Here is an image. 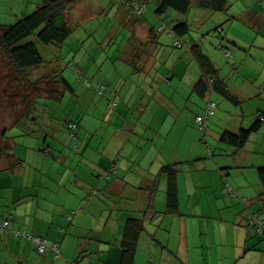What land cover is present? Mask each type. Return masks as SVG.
Wrapping results in <instances>:
<instances>
[{
  "label": "crops",
  "instance_id": "crops-1",
  "mask_svg": "<svg viewBox=\"0 0 264 264\" xmlns=\"http://www.w3.org/2000/svg\"><path fill=\"white\" fill-rule=\"evenodd\" d=\"M256 1L244 0L248 15L233 20L259 30L264 8L253 14ZM167 15L168 21L181 18L176 12ZM152 21L138 18L133 28L111 23L105 60L110 66H75L74 59L71 71L77 79H68L74 91L63 92L60 102L36 96L34 112L24 118L28 132L20 143L16 136L7 138L8 128L3 131L0 225L5 216L10 225L0 226V264H120L130 217L144 224L134 264H264V238L250 226L251 219L264 218V185L258 172L264 166V124L243 148L221 141L226 131L251 127L264 109L263 72L242 75V52L202 45L241 103L219 92L204 98L194 91L202 77L197 60L187 46L175 48L166 34L152 35L160 24ZM136 28L144 34L137 35ZM239 38L244 47L254 44L255 39L248 41L252 37ZM230 43L238 46L233 39ZM62 52L47 60L52 70L63 72L56 62ZM90 70L93 76L88 78L95 86L106 87L104 96L78 78ZM207 98L218 108L207 119L206 131L198 132L196 117L204 112ZM114 100L117 106L112 108ZM68 119L80 125L76 139L67 129ZM172 165L175 210L168 207L169 176L162 170ZM243 198L248 209L237 211L232 203ZM203 210L210 219L193 223L199 216L195 212ZM14 230L46 239L51 247L38 253L31 240L15 236Z\"/></svg>",
  "mask_w": 264,
  "mask_h": 264
},
{
  "label": "trees",
  "instance_id": "trees-1",
  "mask_svg": "<svg viewBox=\"0 0 264 264\" xmlns=\"http://www.w3.org/2000/svg\"><path fill=\"white\" fill-rule=\"evenodd\" d=\"M157 2L158 8L155 11L156 16L166 19L168 18V12H176L181 16V18L176 21H170L173 22L172 26L167 25L164 20H162V24H160L157 27L156 31L152 32L151 34L158 37V34L167 33L168 37H172V40H174L175 48H183L185 46L188 47L189 51L197 60L202 70V77L195 85L194 91H196L199 95L204 98L208 97V95L214 92H219L224 97L233 100L237 104H240V99L228 90L226 81L219 75V70L216 68L209 56H207V54L203 51L201 42L192 39L189 42L191 44L189 46L185 42V40L189 41L190 37L189 16L192 12V9L196 5L216 12H225L228 10V6L230 5L228 3V0H157ZM79 4H84V0H43L34 12L24 15V17L19 19L14 24L0 25V49L5 51V53L10 57L13 63V68L24 76L26 75L28 86H31V89L33 88V90L41 92L43 96H47L48 98L59 102L64 99L63 92L69 90L74 91L73 86L69 83L68 79L64 75V70L63 72H59L50 69L49 72L37 78L36 80H33L32 78L28 77V75L30 76L31 70L38 69L47 65V60L43 57L37 42H40L41 44L47 47H51L52 45L62 46L72 36V33L80 20H76V25H74L72 22V17L74 15L75 17H77L76 15H78L74 14V11L77 9V5ZM126 4L131 7V12H133L134 17L138 19L140 18V16H142L145 10L144 5H146V1L126 0ZM231 18L232 20L235 19L234 16H232ZM219 32H223L222 26L216 27L213 35H217ZM111 45L112 44H110L109 46ZM226 49H228V47H226ZM223 51H225L224 47ZM226 57H232V52L230 50L226 52ZM68 66H70L71 68L74 67L73 62H70ZM79 79L85 87L94 89L98 96H104L106 90L105 86H95L93 81L87 76H85V74L83 73L79 74ZM41 82L46 83L47 86L42 87L39 85V87H36V84ZM32 93L33 92H31V94ZM35 97H32V99L27 101L29 105L27 113L22 118H18L17 120L12 122V127L18 126L21 123L25 125L24 118L28 117L31 112H34L33 108L31 107H33L34 105ZM109 101L111 100L109 99ZM213 102L216 103V107L211 108L210 103ZM206 105L207 106L204 112L198 115L205 116L204 126H200L197 123L198 116L196 117V123L198 125V128L202 131H206L207 119L212 117L218 108V103L212 98H207ZM116 106L117 101L114 100L112 102V108H115ZM208 109L214 110L213 115H206ZM65 123L68 131L70 132V136L76 139V134L80 127L79 123L71 119L66 120ZM71 124H75L76 128H72ZM263 124L264 109L260 110L258 118L252 124L251 127L242 128L238 133L226 131L222 134L221 141L233 145L238 149L243 148L252 136V134L257 132ZM5 145L6 143L4 141V148ZM44 150L46 152L49 151L46 148H44ZM75 151H80V147L78 144H76L75 146ZM174 167L175 165L165 166L162 169L163 171H166L169 176L168 207L170 210H175L178 207L177 185L175 181L176 170ZM113 170L114 169H112L111 171ZM258 172L262 184L264 185V166L260 167L258 169ZM109 173H107L106 176H109ZM5 218H8L10 225V217L5 216ZM253 220L254 218L251 219L250 222ZM256 220L258 221L259 219ZM259 221H262L264 226V221ZM0 226L2 227V224ZM143 230V219L136 217L128 218L123 233L122 257L120 264L135 263V258L139 245V237ZM255 232L257 235L264 236V228L263 231L260 233L257 230ZM56 250L58 251V248Z\"/></svg>",
  "mask_w": 264,
  "mask_h": 264
},
{
  "label": "rangeland",
  "instance_id": "rangeland-1",
  "mask_svg": "<svg viewBox=\"0 0 264 264\" xmlns=\"http://www.w3.org/2000/svg\"><path fill=\"white\" fill-rule=\"evenodd\" d=\"M39 2L40 0H0V25L14 24L19 19L24 17V15L34 12L37 9V6L35 5ZM228 3L230 5H227L228 10L225 12H216L209 9L201 10L200 7L196 5L192 9V14L189 19V41L185 40V42L188 44L192 39H195L198 42H201V44L207 50H209L207 47L208 45H213L214 47H219L220 50H223V47H228L234 49V51L236 50L235 52L237 53L242 52V57L245 58V62L243 63V65H241L242 75L249 76L254 72H256L257 74L263 72L261 80H264V20L262 21L259 30L253 29V27H251L250 25H247L245 27L242 22L232 20L231 18L232 16L238 18V15H241L242 17L248 15L247 9L244 8V0H228ZM257 3L258 5L256 6V8H252L254 12L253 14L255 15L257 7L259 9L260 7L264 8V0H257L256 4ZM144 6L145 10L140 18L144 19L146 17L150 21L153 19L152 23L155 25L159 22L160 24H162V20H166L168 23H166L167 25H173V22L168 21L167 18L163 19L156 16L155 11L158 8L157 0L153 1L152 3L150 2ZM74 12V14L78 15H76L77 17H75V15L72 17L73 24L76 25V20H80L75 30L73 31L72 36L64 43V45H52L53 47H47L40 42H37L38 47L46 60L50 59L52 55L54 56V53L56 51L63 50L62 54H60L59 56L60 60L56 62L57 64L61 65L64 70L65 77L69 79L71 83L72 81H74V79H77V76L73 75L71 67L68 66V64L74 59V64L76 63L77 66L90 64V68H93L94 66L99 67L102 65V63L105 62L107 52L109 51H107V48L110 40L109 30L111 28H109V25L111 23H115V21H121L122 24L127 25L128 27H130L131 25V28L136 25V18L134 17V13L131 12V7L126 4V0H84V4L77 5V9ZM197 15H200L201 18L206 17V21H200V18H196ZM127 19H130V22L126 23ZM218 26H222L223 32H219L217 35H213L214 30ZM121 30L124 29L121 28ZM248 31H250L251 33ZM136 34L143 35L144 32L136 28ZM163 34H166V36H168L167 33ZM122 35L123 34H121L120 37ZM239 35H241L242 37H248V39L252 37L248 41H251L252 43V39H255L254 44H249L244 47L246 44L241 40V38H239ZM229 38L231 39V41L232 39L235 40L238 46L233 47L229 42ZM169 39H172V37H169ZM238 42H240L241 45L238 44ZM230 60L231 58H229L228 62H230ZM224 61L226 62V59H224ZM107 62L109 61H106L105 64ZM49 64L50 63H48L44 67L31 70L30 76L28 75V77L36 80L37 78L43 76L51 69ZM110 64L111 61L109 62V66ZM168 67V64L162 66L164 70H167ZM91 74L92 72L90 70V73L87 74V77H92L93 75ZM235 76L242 77L237 73ZM26 78V75L24 76L13 68V63L10 57L5 53V51L0 49V152L2 148H4L5 137L3 136V131L6 128H8L7 138L16 136L17 138L14 139L16 140V143H20V141L22 140L21 138L25 137L24 135L27 134L28 130L23 128L22 123L14 127H12L11 124L18 118H22L27 113V110L29 108L27 102L28 100L32 99V97H35L36 95H42L41 92H37L33 90V88L31 89V86H28V81L26 80ZM39 85L42 87L47 86L46 83L41 82L36 84V87H39ZM31 92L33 93L31 94ZM224 102L227 103L226 101ZM195 130L198 132L200 131L198 126H195ZM192 132L193 127L188 128L190 137L193 136ZM231 196L235 197L234 194H231ZM238 200L239 201H235L232 203V205L238 207L237 211L247 210L248 204L246 200H244V198ZM212 205L213 207L211 208V210H214V204ZM204 206L202 205V207ZM204 210L206 212H209L210 209ZM204 210L202 212H195L199 216H197L196 219H193V223H196L200 220L202 222H207V218L210 219V216H208V214L205 213ZM225 212L226 210H223L224 214ZM261 220H264V218H262ZM250 226L254 231H256L259 225L257 222H251ZM1 228L5 229V227ZM13 234L17 237L25 239L20 235H16L15 233ZM257 236L264 238V236L262 235Z\"/></svg>",
  "mask_w": 264,
  "mask_h": 264
},
{
  "label": "built area",
  "instance_id": "built-area-1",
  "mask_svg": "<svg viewBox=\"0 0 264 264\" xmlns=\"http://www.w3.org/2000/svg\"><path fill=\"white\" fill-rule=\"evenodd\" d=\"M162 29V28H161ZM160 29V30H161ZM210 107L213 108V107H216V103H210ZM214 113V110L213 109H208L207 112H206V115L208 116H211L213 115ZM204 122H205V116L201 115V116H198L197 117V123L200 125V126H204ZM71 127L72 128H76V125L75 124H71ZM231 194H236L234 191L231 192ZM252 223H258V229L257 231L260 233L263 231V223L262 221H257V220H253L251 221ZM9 226V221H8V218H5L3 223H2V227H5L7 228ZM14 233L16 235H20L22 236L23 238L25 239H31V241L36 245L37 247V250L39 253H43L45 250H47L48 248H50L51 246L48 244L47 240L46 239H42L40 237H36V236H33L31 235L28 231H22V232H18V231H14ZM54 249H57L58 248V245L57 244H54L52 246Z\"/></svg>",
  "mask_w": 264,
  "mask_h": 264
}]
</instances>
